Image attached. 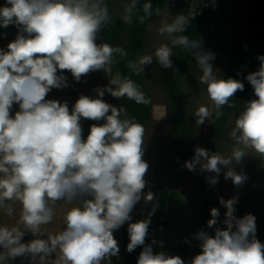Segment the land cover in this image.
Returning a JSON list of instances; mask_svg holds the SVG:
<instances>
[{"label":"clouds","instance_id":"1","mask_svg":"<svg viewBox=\"0 0 264 264\" xmlns=\"http://www.w3.org/2000/svg\"><path fill=\"white\" fill-rule=\"evenodd\" d=\"M137 5L138 0H131L125 7V23H132ZM152 11V4L144 3L139 22ZM196 14L194 8L172 22L162 20L159 34L167 35L170 43L127 66L139 75L155 57L162 67L169 68L174 47L189 50L212 103V108L200 105L194 112L200 125L213 112L219 118L224 106L234 108L232 98L244 90V84L217 78L211 63L215 54L204 50L198 39L182 34ZM110 20L106 0H6V6L0 7V27L18 28L7 51L0 49V210L12 216L13 204L20 205L16 224L0 225V264L20 256H30L38 264H110V258L119 253L113 232L131 221L130 213L142 197L146 203L154 199V193L142 191L149 168L143 159L145 127L130 117L125 107L102 99L107 92L138 105L151 103L132 79L119 72L113 75L116 57L126 56L125 49L96 43ZM258 60L259 69L246 76L257 98L246 102L234 121L230 132L233 151L224 156L197 147L193 158L184 164L189 171L199 166L201 172L218 176L223 166L228 169L225 179L231 178L239 186L246 177L230 167L233 161L239 162L249 149L264 159V55ZM65 70L76 81L103 70L111 86L97 88L95 99L81 95L70 111L67 102L46 99L53 88L68 86ZM14 104L19 105V111L13 116ZM165 115L166 110L161 109L158 119ZM82 119L103 123H93L84 138ZM209 181L218 183L216 176ZM61 201L70 205L62 217L63 228L48 233L47 239L22 243L26 232L37 237L45 234L43 226L53 222ZM219 202L226 208V227L215 228L214 235L198 231L194 238L200 241L201 252L189 264H264V244L255 236L256 218L234 215L236 197L220 198ZM210 214L207 226L213 228L219 209L212 208ZM150 216L128 224L127 251L142 247L137 264H185L180 256L154 253L145 243Z\"/></svg>","mask_w":264,"mask_h":264},{"label":"rangeland","instance_id":"2","mask_svg":"<svg viewBox=\"0 0 264 264\" xmlns=\"http://www.w3.org/2000/svg\"><path fill=\"white\" fill-rule=\"evenodd\" d=\"M131 0H111L112 8L120 17L124 15L125 7ZM183 0H166L163 8L159 14L150 22L148 26L147 39L144 48L140 52V57L146 54H151L157 47L164 43H170L167 35H160L159 28L162 20L172 22L173 18L181 15ZM240 0H193L194 8H208L217 3L218 8L211 13L206 19H200L197 28L198 40L202 43V48L208 52L215 54V59L211 61L213 70L217 78L227 80V69L231 57L233 56L236 43L246 31L247 25L244 18L237 10V3ZM6 6V0H0V7ZM18 34V30H6L0 33V49L7 51V45L13 41ZM179 47L173 48V55L170 57L172 66L169 68L162 67L157 63L156 58L153 57L151 64L144 67L142 77L145 84L148 86L151 97V117L145 125V142L143 145L144 155L143 159L149 164L148 171L144 177L146 186L142 190L143 194L149 191L154 193V199L146 203L143 199L136 204V208L132 211L131 217L135 219L144 220L150 216V229L152 241V248L154 253L165 252L168 255H177V244L179 241V234L185 227L188 220H192V216L197 213L203 200V194L199 183L196 179L186 174L180 166L175 162L171 150V141L173 138L174 127L169 114V73L176 66ZM264 55V41L255 43L249 52H247L248 63L242 69V77L245 82H248L246 76L259 69L260 61L258 56ZM68 72V71H67ZM71 81L76 84L75 102L81 95L89 96L93 99L98 98L95 91L97 88H105L111 86L109 84V75L103 70L90 72L81 77L80 81H76L70 72ZM202 75L198 68L193 55L187 61V66L182 71L178 78V97L180 98L181 108L183 110L186 122L191 126L193 131L192 149L195 153L197 147L204 148L209 123L211 117L206 119L203 124L197 125V117L194 115L197 107L200 105L212 108V103L209 100L206 92V86L200 83L199 77ZM114 87V86H112ZM254 95L247 96L235 103L232 108L228 121L226 123L222 139L217 143L215 152L224 156H229L234 148V142L230 137L231 129L234 125L235 119L238 117L246 102L256 99ZM48 100H57L61 103L67 102L65 97V89L53 88L46 96ZM102 99L114 106V97L105 92ZM69 110L71 107L67 102ZM165 109L166 115L159 118L160 110ZM19 111V105L14 104L11 109V115ZM214 113V112H213ZM110 114V113H109ZM83 121L103 123V121H92L83 119ZM239 162L233 161L230 166L236 173L246 176L250 175V193L253 198L257 197L262 189H264V159L260 158L255 152L250 149ZM227 168L221 167L220 174L216 177L217 183V198L215 199L213 208L219 209L220 214L226 208L220 204V198L225 201L233 197L237 198V202L245 195L247 187L245 181L237 186L234 185L231 178L225 179V172ZM70 205L59 202L57 207V215L53 222L49 225L43 226L45 234L37 237L31 232H26L22 237V243H29L30 241L41 238L47 239L48 233H55L63 228V214ZM14 212L12 216H7L0 210V225L13 226L16 224L20 205L13 204ZM247 214L240 213L237 218H242ZM256 227L259 226L261 220L259 216L253 215ZM209 218L199 226V231H204L208 228L207 221ZM189 220V221H190ZM164 222V223H163ZM226 227V225L224 226ZM124 227L121 226L118 230L113 232L114 237L118 241L119 250L123 240L122 233ZM262 244H264V235H255ZM155 241V243H153ZM161 242H163L161 244ZM197 239L193 240L192 256L197 249ZM0 251H3L0 248ZM53 259L55 254H53ZM119 260V253L110 258V264H116ZM8 264H38V261H33L30 256H20L15 259H10ZM107 264V261L102 262Z\"/></svg>","mask_w":264,"mask_h":264},{"label":"trees","instance_id":"3","mask_svg":"<svg viewBox=\"0 0 264 264\" xmlns=\"http://www.w3.org/2000/svg\"><path fill=\"white\" fill-rule=\"evenodd\" d=\"M146 2H150L152 4L153 11L151 16H145L144 22L140 23L139 17L144 15L143 4ZM165 2L166 0H138L137 8L133 9L132 11V23L128 24L125 23L123 18L120 17L112 8L111 0H106L111 20L105 28L101 29L96 40L97 44L108 43L114 47L118 46L125 49L127 53L126 56L116 57V62L114 63L112 69L113 75L119 72L122 74V76L132 79L150 99V101L152 94L143 80L142 73L139 75L135 74L134 71L127 65L129 62H137L140 58V52L144 48L147 39L148 26L150 22L158 15L156 10H159L160 12ZM181 8V13L187 14L190 10L194 9L193 0H183ZM217 8L218 6L216 3L208 8L203 7L199 10L195 9L197 14L187 26V31L182 34L187 35L190 39H198L196 34L197 28L199 26L198 22L200 19H206L211 13L216 11ZM237 10L246 22L247 31L241 37H239L227 69V79L232 78L239 80L244 84V90L237 91L235 96L232 98L231 103L234 104L247 96L254 95L253 87L249 82H245L242 77V69L248 63L247 52L250 51L251 47L255 43L264 41V0H240L237 3ZM13 29L18 30L15 25H10L7 28L0 27V33ZM190 56L191 52L189 50L179 48L176 66H174V68L171 70V73H169L168 77L170 95L168 110L171 122L174 127L173 138L171 141V150L175 162L186 174L191 175L196 179L203 194V200L200 208L198 209L197 213L192 216V220H188L185 227L179 234L177 255L185 261V264H189V262L201 252L199 242L193 255H190L193 240L195 239L194 235L199 231V226L209 218L210 210L213 208L215 199L217 198V183L213 185L209 181L210 177L216 176L215 173L201 172L199 170V166H197L195 171H189L186 167H184L185 162L191 160L195 153L192 149L193 131L191 126L186 122L183 110L181 108L180 98L178 97V78L180 73L186 69L187 61ZM58 74L60 73L58 72ZM63 75L67 78L68 84L67 87H64L65 97L69 103V106L72 108L75 104L77 87L76 84L71 81V77L66 70L63 72ZM114 106L118 108L125 107L129 116L134 118L136 122L142 124L144 127L151 117V103L148 105H138L134 101L128 100L126 97H114ZM231 110L232 108L224 106L220 110L222 114L219 118L215 116V112L211 117L206 142L204 145V149H207L210 154L215 152L217 143L222 139ZM93 123L96 122L83 121V119L81 120V126L83 130L82 135L84 138L87 137L90 126ZM245 177L247 183L245 195L234 205V215L237 216L240 213H243L259 216L261 223L256 227L255 235H264V189H262L261 193L257 197L253 198L250 193V175L247 174ZM135 208L136 205L133 210ZM225 212L226 210L219 215L218 222L213 228H207L205 231L210 235H214L215 228L224 229L225 224L223 221L225 219ZM131 214L132 212L130 215ZM140 220L141 219L132 218L131 221L126 222L123 225V240L119 250V260L116 261V264H137L142 247H137L132 252L127 251V245L130 242L127 228L129 223H134ZM150 236L151 229L149 224L148 236L146 237L145 241V243L148 245H152Z\"/></svg>","mask_w":264,"mask_h":264}]
</instances>
